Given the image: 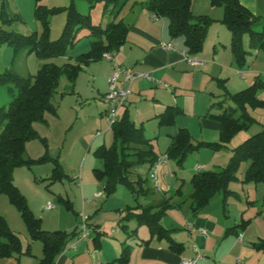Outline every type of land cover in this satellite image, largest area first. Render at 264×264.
Returning a JSON list of instances; mask_svg holds the SVG:
<instances>
[{
	"label": "rangeland",
	"instance_id": "obj_1",
	"mask_svg": "<svg viewBox=\"0 0 264 264\" xmlns=\"http://www.w3.org/2000/svg\"><path fill=\"white\" fill-rule=\"evenodd\" d=\"M134 1L130 0L124 9L121 8V5L116 6L114 2L108 0H0V29L23 36L34 35L42 42H54L63 35L71 8H75L83 15H90L95 24L106 27L114 20L120 21L124 11L127 13ZM241 1L248 5L255 15L262 18L257 30L264 31V0ZM141 4L140 2L138 10L144 9ZM192 12L196 16L205 15L212 19L208 25L202 53L206 52L208 59L219 63L223 69H228L223 74L225 76L222 77L224 81L221 85L218 80H211L210 84L203 81L201 86L203 90L196 97L186 90L191 84L189 83L191 76L188 74L183 78V91L179 90L178 94L181 92L180 100L184 102L186 113L180 115L176 125L181 123L190 125L189 131L198 142L202 139L199 126L200 118L194 115L193 111L205 112L208 100L210 104L216 105L224 102V109L237 108L236 103L230 98L231 95L247 89L257 79L264 82V50L252 47L250 35L244 34L242 49L246 53L247 63L244 66L239 65L231 48L232 33L223 22L224 8L213 6L211 0H192ZM47 20L49 22L48 29ZM166 20L168 19L166 18ZM92 41L93 38L88 37V30L82 28L77 33L76 44L68 49L64 56L55 58L43 57L36 50L31 49L16 51L15 44L7 41L1 42L0 73L13 71L20 76L29 77L36 75L42 65L46 63H55L59 66L75 63L76 57L89 50ZM216 54L220 56V60H215V62L213 57L217 59ZM111 64V61L104 59L100 63L92 64L91 68H98L105 75ZM91 68L81 72L74 86L65 75L61 77L54 97L58 114L48 113L47 122L35 123L40 137L27 143L26 158L37 161L31 165L24 164L16 167L14 184L25 196L28 207L34 216L40 219L42 229L67 233H72L74 230L80 231L85 217L89 237L83 239L90 246L89 251L104 250L106 255H112L114 248L117 249L120 246V241L125 240L132 232L131 228H123L127 222L121 219L129 214L131 208L145 205L147 195H137L124 183L117 184L115 191L107 195L106 182L100 181L94 172V169L103 167V162L95 157L94 152L101 145L112 146L114 139L109 124L104 123L102 128L95 126V121L100 116V110L107 107V104L102 100L101 94L96 91ZM201 69L204 71L205 67ZM205 84L206 86H204ZM10 87L12 86H0V107L8 108L13 101ZM132 87L133 83L130 85L131 90ZM158 89L161 91L164 87L146 83L140 93L132 90L128 106L131 118L136 119L138 125L145 121L146 137L152 141L159 157H165L166 149L171 143L168 133L174 129L160 128L158 121L151 119L165 107L164 104L160 106L162 110L158 112L157 108H153L158 99L166 101L160 98ZM15 90L17 94L18 91ZM160 93L164 95L162 92ZM258 97L264 100V89L258 92ZM221 112L222 108L214 106L210 113L220 114ZM249 112L255 122L249 129L238 133L239 135L235 136L233 143L244 142L263 130L264 107L249 108ZM60 114L62 119H59ZM71 123H73L72 127H70ZM42 139H46L47 148ZM218 139V134H210L206 140L218 142ZM216 152H220V150L201 148L190 153L182 167L178 166L174 160L169 159L166 167L160 169L159 180L163 190L155 192L161 194L170 188L172 196L169 198L175 205L168 209L162 218L163 227L180 225L182 214L193 218L190 198L191 179L198 172L219 169L213 168L210 164L212 163L211 157L217 156ZM221 154L224 156L225 152L218 153V156ZM44 156L46 157L44 160H38ZM198 156H200V163H206L203 160L208 158V165L200 171L196 170ZM227 159L223 164L224 167L229 163L230 158ZM218 162L222 163V160ZM249 165V162L242 163L237 172V179L230 183L229 189L233 193L228 201L233 205L232 213L241 211L245 213L244 218H253L257 213L261 216L257 221L255 219L252 225V234L260 237V239H254L255 242L251 244L253 246L254 243L264 240V216H262L264 213V185L243 182ZM163 175L164 179H162ZM139 176L147 180L146 185L150 189L149 192L156 189L150 178L149 163L134 168L129 174L132 181L137 180ZM179 190L182 194H178ZM96 193L101 195L97 199L95 198ZM171 193L169 192V195ZM150 197H154V194ZM222 200L223 194L219 193L212 199V203L223 204ZM249 201L253 202L255 206L250 205ZM49 203L53 205L52 208L47 207ZM132 212L138 213L141 210L136 209ZM0 216L5 218L10 230L18 235L22 245L21 253L16 252L9 258L0 259V264H40L44 258V245L41 241L32 239L20 209L10 201L6 194H0ZM230 219L233 220V217ZM133 223L134 221L131 226ZM185 225L184 222L183 226L177 227L188 232ZM115 228L119 230V234L115 233ZM81 251V253H71L67 264L87 263L83 261L85 255H81L84 253L83 250ZM257 254L262 258L261 264H264V252L257 251Z\"/></svg>",
	"mask_w": 264,
	"mask_h": 264
},
{
	"label": "trees",
	"instance_id": "obj_2",
	"mask_svg": "<svg viewBox=\"0 0 264 264\" xmlns=\"http://www.w3.org/2000/svg\"><path fill=\"white\" fill-rule=\"evenodd\" d=\"M121 8L130 0H108ZM213 6L224 8L223 22L232 33L231 48L239 65L244 66L246 53L242 49V37L248 33L251 45L257 50H264V31H258L262 18L255 15L240 0H211ZM156 18L169 20V33L172 38H184L187 53L190 59H195L204 49L208 25L212 19L208 16H196L192 12V0H147L142 2ZM49 22L46 21L47 29ZM88 30V37L93 38L90 50L75 58V63H66L59 66L55 63H46L36 75L23 77L13 71L0 73V86L10 85V94L13 97L8 108L0 107V194L9 196L16 205L27 223L31 237L41 241L44 245V258L40 264H55L57 257L65 250L67 244L76 238L80 231L72 233L65 231H46L42 229L40 219L35 217L29 209L27 200L14 184L16 167L24 164L31 165L37 160L26 158L27 143L40 137L35 128L37 122H47V114H58L54 97L63 75L74 86L84 67L94 62L104 60V55L118 51L127 41L130 26L123 20L112 21L106 27L95 24L90 15H83L75 8H71L64 33L58 41L42 42L34 35L23 36L4 32L0 29V43L7 41L15 44L16 51L22 49L36 50L43 57L64 56L68 49L77 42V33L80 29ZM219 85L224 81L217 79ZM18 93L16 94V90ZM264 89V82L257 79L247 89L241 90L230 98L236 103L235 109H224V102L212 104L208 116L215 117L220 123V139L218 142H199L194 144L187 129H180L173 136L171 145L166 154L182 167L188 155L201 148L214 151L222 150L238 133L247 130L255 122L249 108H263L264 100L258 97V92ZM214 106L222 108L220 114H211ZM184 114L181 107L167 106L157 118L160 127H171L176 124L177 118ZM114 142L112 146L102 145L96 149L94 155L103 162V167L94 169L97 178L106 182L107 195L112 194L116 185L124 183L137 195H148L150 189L146 179L138 177L132 181L129 174L142 164L153 165L158 159L152 141L145 136L143 126H137L131 119L128 110L121 119L110 126ZM44 141L47 148L46 139ZM42 157L38 160H44ZM250 165L245 173L244 183H262L264 185V128L251 136L242 144L232 149L229 163L221 171L198 172L191 179L192 192L191 211L196 216L219 193L223 194V205H227L228 198L233 193L229 189L231 182L237 179V172L242 163ZM60 172V171H59ZM62 172V171H61ZM60 172V173H61ZM178 193H181L179 190ZM175 207L171 198H163L155 205H139L131 208L129 214L122 221L135 219L138 226L146 225L152 237L166 240L172 251L181 254L185 246L172 238L173 230L162 226L161 220L167 210ZM139 209L135 213L132 210ZM251 224V219H242L237 226L228 229V233L238 229L245 230ZM126 228V225H123ZM133 231V233H135ZM132 233V232H131ZM129 234L132 235V234ZM150 241H145L149 243ZM21 240L13 233L4 217L0 216V259L11 257L14 253L22 252ZM254 249L264 252V240L253 244ZM30 251V249H29ZM131 247L125 245L121 255L111 264H130Z\"/></svg>",
	"mask_w": 264,
	"mask_h": 264
},
{
	"label": "crops",
	"instance_id": "obj_3",
	"mask_svg": "<svg viewBox=\"0 0 264 264\" xmlns=\"http://www.w3.org/2000/svg\"><path fill=\"white\" fill-rule=\"evenodd\" d=\"M145 1L147 0H135L130 6L131 9H129L127 13L124 11V15H122L121 20L130 26V31L126 43L115 52L114 60L111 61L112 64L107 68L106 74L103 75L98 68H91L92 64L100 63L101 61L91 63L90 65L84 67V69L91 68V76H93L96 91L98 94H101L102 100L105 104H107V107H103L100 110L99 119H96L95 121V126L97 128H102L103 124L107 123L104 116L109 109V104L107 103L105 96L108 92L109 80L115 71L116 64L125 68H130L136 73H145L149 75V78L139 76L133 80L132 90H135L136 92L140 93L141 88H143L146 83H150V85L153 84L158 87H164L161 91L158 89V93L160 98H163L166 101L158 99L157 104L153 105V108H157V112L162 110L160 106L163 104L165 105L162 111L151 118L153 120L156 119L157 121V116L170 105L179 106L183 109L184 114L186 113L184 110V102L180 100L181 92L178 94L179 90L183 91V78L185 75L189 74L191 76V80H189V83L191 84H189V88L186 90L191 92L196 97L200 94V91L203 90L201 89L203 81L204 83L206 82V84H210L211 80L216 81L217 79H223L222 77L225 76L223 75L225 74L224 72L228 70L223 69L222 66L215 61L220 60V56L218 54H216L217 59L213 57V60L216 62L214 63L211 59L207 58L206 52L194 56L196 60L202 61V64H191L189 62L190 55L187 53L184 38L171 37L169 33V20H166V18H156L151 12H148L146 8L138 10L139 3ZM241 3L252 11L248 5L242 1ZM204 61L206 62L204 63ZM204 67L205 69L202 71L201 68ZM206 84L204 86H206ZM120 85H123V83L120 82ZM132 90L129 96H131ZM72 92L74 93V91ZM212 104L214 103L210 104L208 100L206 105L207 110L205 112L193 111L194 115L200 118L199 126L201 130L200 136L202 139L198 142H211L206 140L210 134H218L220 139V123L215 117L207 115ZM128 105L129 97L126 104L119 110V119L122 118L126 110L130 113ZM75 112L78 114L76 109ZM179 117L177 118V121ZM59 119H62L61 114ZM133 121L137 126L144 127L145 121H142L139 125L137 124L136 119ZM72 124L73 123H71L70 127H72ZM176 124L171 127H160L159 125L160 128L174 129L168 133L171 138V142L173 136H175L180 129H187L188 131L190 129V125L186 123ZM236 137H234V139ZM234 139L227 144L225 148L220 150V152H216L217 156L214 155L211 157L212 163L210 164L213 168H219L217 170L215 169L216 171H221L223 169V164H225L228 160L227 158L232 156V149L243 143V141L233 143ZM192 141L194 144L198 143L197 139L195 140L193 136ZM170 145L171 143L169 146ZM224 152V156H222V154L221 156H218V153ZM219 160H222V163L218 162ZM203 161L206 163H200V156L197 157V171L204 169L208 165V158ZM198 166H201L202 168L198 169ZM164 178L165 176L163 175L162 179ZM155 191L158 190L154 189L153 192L148 193L146 197L147 203H145V205H155L163 198H169L172 196L171 189L166 190L161 194H159L160 192ZM169 192L171 193L170 195ZM151 193L154 194V197H150L152 195ZM98 194L99 193L95 194L96 199L101 196H97ZM157 194L159 195L155 197ZM250 205L255 206L253 202H250ZM232 208L233 205L229 203V201L225 207L223 204H214V202L212 203L211 201L210 204H208L196 216L192 215L193 218H190L186 214H182L180 216V225L183 226L185 222V228L188 232L183 231V229H179L177 226L180 225L177 224L171 225V227H166L167 229L173 230L172 238H174L176 242L184 244L185 249L181 254L172 251L166 240L161 241L152 237L148 226H138L137 221L132 219L127 221L125 224L128 229H132V235L125 238V240L120 241V246H118L117 249L114 248L112 255H106L104 250H95L94 252H90V246L87 241L83 239L88 238L89 236L87 235L86 237H82L81 234H79L74 240H71L67 244L64 252L56 259L55 264H67L69 255H71V253H81V250L84 252L81 255H85L83 256V261L87 262L85 264H111L112 261L118 258L125 245H129L131 247L130 264H182L185 260L195 258L198 253L204 257L200 259L197 264H261L262 258L257 254V251L251 245L255 242L254 239H260L259 235L252 234V225L254 220L256 219L255 221H257V219L261 216L257 213L256 216H254L255 218H244L245 213L241 211L232 213ZM262 216H264V213H262ZM232 217L233 220L230 219ZM242 219H251V224L248 228L245 230L238 229L236 232L228 233V229L239 225ZM133 221V226H131ZM135 230L136 232L133 233ZM115 231L116 234H119L118 229L115 228ZM148 240L150 242L145 243V241ZM84 246H86V248H84Z\"/></svg>",
	"mask_w": 264,
	"mask_h": 264
},
{
	"label": "built area",
	"instance_id": "obj_4",
	"mask_svg": "<svg viewBox=\"0 0 264 264\" xmlns=\"http://www.w3.org/2000/svg\"><path fill=\"white\" fill-rule=\"evenodd\" d=\"M114 52L106 53L104 58L113 61L114 60ZM189 62L191 64H202V61L196 59H190ZM139 76H145L149 78L148 74L145 73H136L130 68L122 67L118 64L115 65V71L109 80V89L105 96L107 103L109 104V109L104 116L105 121L111 126L119 119V110L123 107L128 97L131 93L130 85L133 80ZM120 82L123 85H120ZM169 157L166 155L165 157H159V159L150 166V178L154 183V187L158 191H162L161 182L159 180V172L160 169L168 164ZM201 166H198V169H201ZM170 188H167L169 190ZM97 196H100L98 194ZM48 208H52L53 205L50 203L47 205ZM80 234L82 237H86L88 235V226L86 223V218H84V222L80 226ZM204 256L200 253L197 254L195 258L185 260L182 264H197V262L202 259Z\"/></svg>",
	"mask_w": 264,
	"mask_h": 264
}]
</instances>
